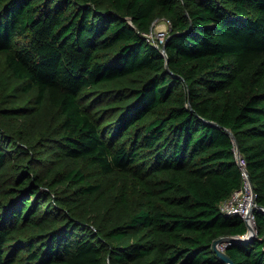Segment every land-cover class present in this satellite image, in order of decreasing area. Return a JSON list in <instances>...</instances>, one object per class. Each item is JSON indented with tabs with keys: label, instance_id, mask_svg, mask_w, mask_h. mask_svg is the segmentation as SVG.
I'll list each match as a JSON object with an SVG mask.
<instances>
[{
	"label": "trees",
	"instance_id": "trees-1",
	"mask_svg": "<svg viewBox=\"0 0 264 264\" xmlns=\"http://www.w3.org/2000/svg\"><path fill=\"white\" fill-rule=\"evenodd\" d=\"M238 148L264 264V0H0V264H228Z\"/></svg>",
	"mask_w": 264,
	"mask_h": 264
},
{
	"label": "built area",
	"instance_id": "built-area-1",
	"mask_svg": "<svg viewBox=\"0 0 264 264\" xmlns=\"http://www.w3.org/2000/svg\"><path fill=\"white\" fill-rule=\"evenodd\" d=\"M160 18H157L152 25V29L149 33H147V37L150 41L155 43L157 46L163 48V44H165L168 32L171 26V21L167 18H162L165 21V28H162L163 26H160L157 32H155L154 26L157 20ZM238 162L242 168V172L244 175V185L242 188L235 190L230 197L223 200L221 203L222 211L229 216L232 215H240L242 218L245 219V221L251 222V224H255V213H252L249 215L250 206H252V187L250 180L247 176V173L245 171V167H247V162L245 157L242 155V153L236 154ZM226 245V243L224 244Z\"/></svg>",
	"mask_w": 264,
	"mask_h": 264
},
{
	"label": "water",
	"instance_id": "water-1",
	"mask_svg": "<svg viewBox=\"0 0 264 264\" xmlns=\"http://www.w3.org/2000/svg\"><path fill=\"white\" fill-rule=\"evenodd\" d=\"M163 53L166 54V45L163 46ZM230 133H232L231 130H229ZM233 135V134H232ZM234 139H235V136L233 135ZM237 152L240 153V149L238 148L237 149ZM245 171L247 173V176L250 180V175H249V171H248V168L245 167ZM250 183H251V187H252V206L250 207V211H249V215H251L252 213L255 212V210L257 209L258 205L256 203V191L253 187V184L250 180ZM259 208H261V210L264 211V207L263 206H259ZM246 224H247V227H248V230L245 234L243 235H227V236H222L220 238H218L215 243H214V249L217 251V253L219 254V256L224 259L228 264H236L233 259L229 256V254L226 252V250H220L219 249V244L224 242V243H227V242H232V241H235V242H245V241H248L250 237H253L256 235L257 233V228H256V224L253 225L251 224L249 221H246Z\"/></svg>",
	"mask_w": 264,
	"mask_h": 264
},
{
	"label": "rangeland",
	"instance_id": "rangeland-1",
	"mask_svg": "<svg viewBox=\"0 0 264 264\" xmlns=\"http://www.w3.org/2000/svg\"><path fill=\"white\" fill-rule=\"evenodd\" d=\"M164 25H166L165 24V21L163 20V19H159V20H157V22L155 23V26H154V31L155 32H157L159 29H161V28H158V27H160V26H163L162 28H165V26ZM255 213V212H254ZM251 223V222H250ZM255 224H256V221H255ZM255 224H253V225H255ZM225 243L224 242H222V243H220L219 244V249L220 250H225V245H224Z\"/></svg>",
	"mask_w": 264,
	"mask_h": 264
},
{
	"label": "bare ground",
	"instance_id": "bare-ground-1",
	"mask_svg": "<svg viewBox=\"0 0 264 264\" xmlns=\"http://www.w3.org/2000/svg\"><path fill=\"white\" fill-rule=\"evenodd\" d=\"M251 207V206H250Z\"/></svg>",
	"mask_w": 264,
	"mask_h": 264
}]
</instances>
